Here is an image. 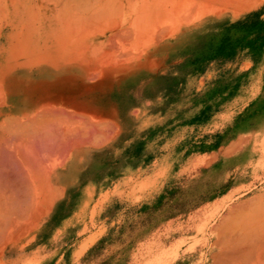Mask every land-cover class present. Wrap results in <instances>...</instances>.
<instances>
[{"label": "rangeland", "instance_id": "obj_1", "mask_svg": "<svg viewBox=\"0 0 264 264\" xmlns=\"http://www.w3.org/2000/svg\"><path fill=\"white\" fill-rule=\"evenodd\" d=\"M205 19L163 40L149 60L112 61L90 78L82 66L27 81L111 117L117 133L86 145L72 185L14 232L0 264H136L143 251L172 264L177 249L148 243L170 250L195 234L173 233L191 215L204 219L238 188L243 199L263 191L264 156L254 168L250 145L264 135V0L236 18ZM55 206L61 218L40 230ZM215 252L205 251L204 264Z\"/></svg>", "mask_w": 264, "mask_h": 264}, {"label": "crops", "instance_id": "obj_2", "mask_svg": "<svg viewBox=\"0 0 264 264\" xmlns=\"http://www.w3.org/2000/svg\"><path fill=\"white\" fill-rule=\"evenodd\" d=\"M74 1L76 3H73ZM74 1L64 0L63 3V0H0V18L2 19H0V258L5 247L12 242L14 232L28 228L34 220L48 214L61 190L74 181L77 175L76 166L83 161L82 153L86 145L95 144L98 135L110 139V135L117 133L114 130L116 123L111 117L67 103L65 98L50 94L51 90L47 89L48 86L29 84L27 81L60 73L65 68L74 70L88 66L90 67L87 69L88 76H90L95 73V70L98 71L96 67L103 69L102 67H108L112 61L129 64L130 60H149L150 57H147L150 55L149 52L155 50L163 39L180 32L183 26L193 24L194 20L195 22L206 20L205 18L209 15H215L216 18L223 16L236 18L241 13L256 7L258 0ZM178 7L181 9L175 10ZM70 9H73L75 13L73 11L70 13ZM2 10H5L4 13ZM97 10L100 11L97 12ZM64 16L66 17L63 18ZM65 24L67 26L63 29ZM164 25H166L165 28H162ZM100 28L101 30H98ZM111 33L113 36L121 33L122 39L119 35L112 38ZM61 34L66 37H62ZM187 34L188 32L184 36ZM129 35L132 37H128ZM109 36L113 39H111L112 42ZM126 38L129 39L124 40ZM84 46L85 48L82 49ZM94 46H96L95 49ZM128 50L132 54L130 52L127 54ZM93 53L95 54L92 55ZM92 65L95 66L92 67ZM131 66L136 65L131 64ZM53 126L56 129L55 132ZM63 171H72L75 177L72 176L67 183L59 180L58 173ZM90 188L91 182L85 186L84 191L89 194L92 192ZM239 190V188L236 189L218 202L217 207L204 216V219L195 213L191 215L188 224L179 226L173 232L175 235L194 231L195 234L189 240L174 243L170 250L155 248V243H148V248L152 247L159 253L177 249L178 253L172 264H204L205 251L209 252V248L214 245L217 247L215 254H218L230 242L232 233L234 236L237 233L235 240L239 237L242 242L247 243V233L251 231V223L248 222L255 214L252 200L256 195L244 199L235 197V193ZM78 201L79 198L75 199L76 203ZM34 204L41 205L42 210L34 212L32 207ZM61 215L62 212L59 218ZM240 215H243L246 220ZM48 227L46 225L45 229ZM235 240L231 242L236 243ZM58 241L59 239L56 240V244ZM184 243H186L185 248ZM144 246L143 243V249H145ZM144 253L143 251V257L138 259L136 264H160V260L156 258L145 259ZM41 261V259L36 260L37 263ZM121 264H132V262L122 260Z\"/></svg>", "mask_w": 264, "mask_h": 264}, {"label": "bare ground", "instance_id": "obj_3", "mask_svg": "<svg viewBox=\"0 0 264 264\" xmlns=\"http://www.w3.org/2000/svg\"><path fill=\"white\" fill-rule=\"evenodd\" d=\"M59 1V0H58ZM62 1V0H61ZM74 1V0H73ZM92 1H94V0H92ZM91 1V2H92ZM96 1V0H95ZM98 1V0H97ZM96 1V2H97ZM101 1V0H100ZM153 1H155V0H153ZM170 1V0H169ZM176 1V0H175ZM4 2V1H3ZM15 2V1H14ZM46 2H48V1H46ZM85 2H86V0H85ZM107 2V1H106ZM139 2V1H138ZM12 3V2H11ZM17 3H19V2H17ZM36 3V2H35ZM56 3H57V1H56ZM55 3V5H57ZM62 3V2H61ZM63 3H64V0H63ZM73 3H76L75 1L73 2ZM72 3V4H73ZM87 3H89V2H87ZM86 3V4H87ZM94 3V2H93ZM131 3H132V1H131ZM180 3V2H179ZM182 3H183V1L180 3L181 5H182ZM43 4V3H42ZM67 4V3H66ZM85 3H83V5H84ZM104 4H105V2H104ZM108 4V3H107ZM112 4V3H111ZM117 4V3H116ZM179 4V5H180ZM3 6H4V4H2ZM52 5V4H51ZM70 5V4H69ZM95 5H96V3H95ZM103 5V4H102ZM175 5H178V4H175ZM178 5V6H179ZM19 6V5H18ZM39 6V5H38ZM60 6H62V5H60ZM79 6V5H78ZM93 6H94V4H93ZM105 6V5H104ZM124 6H126V5H124ZM174 6V5H173ZM36 7V6H35ZM72 8L74 7V6H71ZM85 7V6H84ZM83 7V8H84ZM134 7H136V6H134ZM138 7V6H137ZM194 7V6H193ZM62 8H63V6H62ZM62 8H61V10H62ZM88 8H89V6H88ZM94 8V7H93ZM96 8V7H95ZM129 8V7H128ZM195 8H196V6H195ZM38 9V8H37ZM59 9V8H58ZM97 9H100V8H97ZM110 9V8H109ZM173 9V8H172ZM178 9H181V8H177V9H175V10H178ZM71 10V12L70 13H72V11H73V9H70ZM75 10V9H74ZM85 10V9H84ZM89 10V9H88ZM3 11V10H2ZM5 11V10H4ZM4 11H3V13H4ZM8 11V10H7ZM53 11V10H52ZM58 11V10H57ZM76 11V10H75ZM80 11V10H79ZM100 11V10H99ZM98 10H97V12H99ZM107 11V10H106ZM134 11V10H133ZM192 11H195L194 9H192ZM191 11V12H192ZM61 12V11H60ZM59 12V13H60ZM67 12V11H66ZM74 12V11H73ZM86 12V11H85ZM124 12V11H123ZM173 12V11H172ZM176 12V11H175ZM180 12V11H179ZM62 13V12H61ZM75 13V12H74ZM74 13H73V15H74ZM111 13V12H110ZM133 13V12H132ZM135 13H136V11H135ZM174 13V12H173ZM210 13V12H209ZM1 14V13H0ZM33 13H31V15H32ZM66 14V13H65ZM67 14H69V12L67 13ZM66 14V15H67ZM77 14V13H76ZM80 14H81V12H80ZM107 14V13H106ZM114 14V13H113ZM175 14V13H174ZM192 14H193V12H192ZM6 15V14H5ZM70 15H72V14H70ZM69 15V16H70ZM72 15V16H73ZM89 15H90V13H89ZM129 15V14H128ZM194 15V14H193ZM213 15V14H212ZM33 16V15H32ZM31 16V17H32ZM41 16V15H40ZM60 17H61V15H59ZM133 16H134V14H133ZM209 16H211V15H209ZM215 16V15H214ZM5 17H7V16H5ZM14 17V16H13ZM53 17V16H52ZM66 16H64L63 18H65ZM71 17V16H70ZM86 17H87V15H86ZM90 16H88V18H89ZM104 17H105V15H104ZM103 17V18H104ZM108 17V16H107ZM106 17V18H107ZM109 17H112V16H109ZM17 18V17H16ZM28 18V17H27ZM81 18V17H80ZM103 18H102V23L104 22L103 21ZM161 18V17H160ZM203 18V17H202ZM1 19V18H0ZM61 19H62V17H61ZM120 19V18H119ZM124 19H125V17H124ZM163 19V18H162ZM2 20V19H1ZM31 20H32V18H31ZM38 20V19H37ZM59 20V19H58ZM85 20V19H84ZM121 20V19H120ZM126 20V19H125ZM133 20H134V18H133ZM199 20V19H198ZM39 21V20H38ZM60 21V20H59ZM123 21V20H122ZM180 21V20H179ZM183 21V20H182ZM190 21V20H189ZM19 22H21V21H19ZM29 22V21H28ZM62 22V21H61ZM75 22V21H74ZM120 22V21H119ZM200 22V24H204L205 22H207L206 20H199V21H196L195 22V20H194V23L193 24H198ZM7 23V22H6ZM58 23V22H57ZM66 23V22H65ZM97 23H98V21H97ZM102 23H101V25H102ZM27 24V23H26ZM31 24V23H30ZM29 24V25H30ZM60 24H63V23H60ZM59 24V25H60ZM81 24V23H80ZM94 24V23H93ZM122 24V23H121ZM181 24V23H180ZM99 25H100V23H99ZM176 25V24H175ZM191 25V24H190ZM64 27H63V29H65V26H67L66 24L65 25H63ZM91 26V25H90ZM104 26H105V23H104ZM126 26V25H125ZM165 26L166 25H164L162 28H165ZM34 27V26H33ZM56 27V26H55ZM97 27H100V26H97ZM167 27H169V26H167ZM181 27V26H180ZM62 28V27H61ZM91 28V27H90ZM89 28V29H90ZM101 28H103V27H101ZM101 28L100 29H98V30H101ZM129 28V27H128ZM92 29V28H91ZM127 29V28H126ZM133 29V28H132ZM161 29V28H160ZM168 29V28H167ZM170 29V28H169ZM178 29V28H177ZM44 30V29H43ZM53 30V29H52ZM95 30V29H94ZM121 30V29H120ZM128 30V29H127ZM162 30V29H161ZM176 30V29H175ZM8 31H10V30H8ZM55 31V30H54ZM65 31V30H64ZM73 30H71V32H72ZM97 31V30H96ZM122 31V30H121ZM120 31V32H121ZM126 31V30H125ZM133 31V30H132ZM160 31V30H159ZM16 32V31H15ZM95 32V31H94ZM104 32V31H103ZM108 32V31H107ZM127 32V31H126ZM126 32H124V34L126 33ZM129 32H130V30H129ZM163 32V31H162ZM165 32V31H164ZM163 32V33H164ZM167 32V31H166ZM31 33V32H30ZM51 33V32H50ZM69 33H70V31H69ZM93 33V32H92ZM102 33V32H101ZM157 33V32H156ZM171 33H173V32H171ZM65 34V33H64ZM112 34V33H111ZM127 34V33H126ZM129 34V33H128ZM127 34V35H128ZM45 35H46V33H45ZM109 35V34H108ZM116 35V34H115ZM113 36V34L111 35L112 36V38H115L116 36L117 37H119L120 35H121V33H120V35H119V33H118V35H116V36ZM40 36V35H39ZM61 36L62 37H66V35H62L61 34ZM68 36V35H67ZM156 36V35H155ZM73 37V36H72ZM123 37V36H122ZM128 37H132V35L130 36H128ZM159 37H160V34H159ZM1 38V37H0ZM37 38V37H36ZM35 38V39H36ZM55 38V37H54ZM68 38H69V36H68ZM81 38V37H80ZM79 38V39H80ZM104 38V37H103ZM106 38V37H105ZM111 38V39H112ZM120 38H121V36H120ZM124 38H125V36H124ZM49 39V38H48ZM63 39V38H62ZM109 39H110V36H109ZM110 39V41L112 42V40ZM122 39V38H121ZM127 39H129V38H126V39H124V40H127ZM159 39V38H158ZM166 39V38H165ZM33 40V39H32ZM47 40V39H46ZM66 40V39H65ZM102 40V39H101ZM115 40V39H114ZM123 40V41H124ZM164 40V39H163ZM5 41V40H4ZM34 41V40H33ZM67 42H68V40H67ZM73 42V41H72ZM93 42V41H92ZM33 43V42H32ZM31 43V44H32ZM39 43V42H38ZM57 43V42H56ZM61 43V42H60ZM63 43V42H62ZM61 43V44H62ZM102 43V42H101ZM150 43V42H149ZM44 44H46V43H44ZM69 44V43H68ZM116 44V43H115ZM127 44H128V42H127ZM58 45V44H57ZM75 45V44H74ZM91 45V44H90ZM96 45V44H95ZM100 45V44H99ZM108 45V44H107ZM111 45H112V43H111ZM119 45V44H118ZM117 45V46H118ZM130 45V44H129ZM72 46V45H71ZM80 46H82V44L80 45ZM101 46V45H100ZM104 46H106V45H104ZM109 46V45H108ZM114 46H116V45H114ZM113 46V47H114ZM149 46H151V45H149ZM6 47V46H5ZM43 47V46H42ZM63 47H64V45H63ZM95 47L96 46H94V49H95ZM110 47V46H109ZM48 48V47H47ZM61 48H62V46H61ZM72 48H75V47H72ZM80 48V47H79ZM78 48V49H79ZM83 48H85V46L84 47H82V49ZM87 48V47H86ZM111 48H112V46H111ZM115 48V47H114ZM4 49V48H3ZM118 49V48H117ZM54 50V49H53ZM52 50V51H53ZM72 50V49H71ZM85 50V49H84ZM80 51V50H79ZM115 51V50H114ZM72 52H75V51H72ZM129 52L131 53V51L130 50H128V52H126L127 54H129ZM83 54V53H82ZM95 53H93L92 55H94ZM119 54H121V52H119ZM119 54H117V55H119ZM132 54V53H131ZM74 55V54H73ZM77 55V54H76ZM114 55V54H113ZM116 55V56H117ZM120 56V55H119ZM123 56V55H122ZM125 56V55H124ZM68 57V56H67ZM73 57V56H72ZM76 57V56H75ZM80 57V56H79ZM127 57V56H126ZM135 57V56H134ZM131 58V57H130ZM128 59H129V57H128ZM141 59V58H140ZM26 60V59H25ZM62 60V59H61ZM80 60V59H79ZM126 60V59H125ZM135 60V59H134ZM70 61V60H69ZM124 61V60H123ZM20 62V61H19ZM25 62V61H24ZM58 62H59V60H58ZM67 62V61H66ZM78 63V62H77ZM82 63V62H81ZM122 63V62H121ZM127 63V62H126ZM62 64V63H61ZM72 64V63H71ZM79 64V63H78ZM83 64V63H82ZM36 65H38V64H36ZM59 65V64H58ZM68 65V64H67ZM74 65V64H73ZM54 67V66H53ZM50 68V67H49ZM56 68V67H55ZM62 70H63V68H61ZM31 70V69H30ZM95 75V74H94ZM91 76V75H90ZM89 76V77H90ZM92 77V76H91ZM99 107V106H98ZM67 112V111H66ZM135 112V111H134ZM72 115V114H71ZM75 117V116H74ZM51 120V119H50ZM100 121V120H99ZM98 121V122H99ZM54 122V121H53ZM102 122V121H101ZM60 123V122H59ZM63 124V123H62ZM62 124H61V126H62ZM110 124V123H109ZM56 126V125H55ZM57 126H58V124H57ZM65 126V125H64ZM42 127H43V125H42ZM66 127V126H65ZM53 128H54V126H53ZM58 128H59V126H58ZM102 128V127H101ZM46 130V129H45ZM52 130V129H51ZM54 130H56L55 128L53 129V131ZM67 130H69V129H67ZM66 130V131H67ZM71 131V130H70ZM262 131V130H261ZM55 132V131H54ZM114 132V131H113ZM31 134H32V130H31ZM43 135V134H42ZM46 137V136H45ZM82 137H83V135H82ZM92 137V136H91ZM252 137V139H251V145H250V149H251V152H252V156H256V155H258L259 156V159L257 158V162L255 163V167L254 168H257V167H260V164H261V159L263 158V156H264V135H253V136H251ZM37 138V137H36ZM39 138V137H38ZM57 138V137H56ZM35 139V138H34ZM245 141V140H244ZM249 142V141H248ZM88 143V142H87ZM80 144V143H79ZM69 145V144H68ZM53 147V146H52ZM51 147V148H52ZM54 147H55V144H54ZM53 147V148H54ZM50 150V149H49ZM50 152H52V151H50ZM249 154V153H248ZM73 156V155H72ZM251 157V156H250ZM249 159V158H248ZM246 164V163H245ZM72 165H73V162H72ZM5 166H7V165H5ZM71 166V165H70ZM63 169V168H62ZM15 170V169H14ZM18 170V169H17ZM10 172V171H9ZM255 172V171H254ZM11 173H13V172H11ZM14 173H15V171H14ZM16 175V174H15ZM18 175V174H17ZM57 175V174H56ZM73 175H75V173L74 172H67V171H63V172H59L58 173V178H59V180H62V181H65L66 183H67V181L73 176ZM73 177H75V176H73ZM6 178V177H5ZM16 179V178H15ZM27 180V179H26ZM263 191L260 193V194H258V195H256V197L252 200V202H253V204H254V212H255V214L252 216L253 218H251L250 216L252 215L251 213H250V216H248V217H250L251 219H253V221L251 222V219H249L250 221L248 222L249 224L251 223V231H250V233L248 234L247 233V235H248V237L246 238V242L247 243H245V242H242L240 239L241 238H236V240H235V236L237 235V233L235 234V236L233 235V233H232V236H231V238L232 239H230V242L222 249V251L221 252H219L218 254H214V264H264V186H263V189H262ZM251 202H249V204H250ZM252 204V205H253ZM251 205V206H252ZM252 208V207H251ZM250 208V209H251ZM246 209H247V206H246ZM246 211V210H245ZM248 212V211H247ZM54 214H52L51 216H50V218L49 219H47L48 221L43 225V227H42V230H44L45 228H46V225H47V227L50 225V223L51 222H53V221H55V220H57V219H59V216H60V213H61V209L59 208V207H57V206H55V208H54V212H53ZM245 215V214H244ZM241 216V215H240ZM243 216V215H242ZM242 216H241V218H242ZM239 219H240V217H238ZM243 218H245L244 216H243ZM242 218V219H243ZM245 220H246V218H245ZM244 220V221H245ZM243 223V222H242ZM244 225H245V222H244ZM246 226H248V224L246 225ZM242 232V231H241ZM239 233H240V231H239ZM243 234L245 233V232H242ZM241 234V233H240ZM246 235V234H245ZM244 235V236H245ZM246 235V236H247ZM243 238V237H242ZM236 241V243L235 242H231V241ZM244 240V239H243ZM45 243V242H44ZM43 243V244H44ZM56 243V242H55ZM55 243H51V248L54 246V245H56ZM89 243V242H88ZM224 243V242H223ZM219 246V245H218ZM222 246V245H221ZM45 250V249H44ZM84 263V262H83ZM88 263V262H87Z\"/></svg>", "mask_w": 264, "mask_h": 264}]
</instances>
